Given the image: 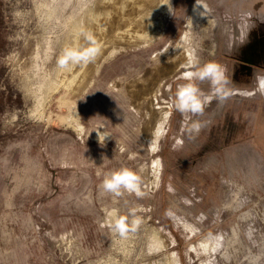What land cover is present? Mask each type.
<instances>
[{"label": "rangeland", "instance_id": "rangeland-1", "mask_svg": "<svg viewBox=\"0 0 264 264\" xmlns=\"http://www.w3.org/2000/svg\"><path fill=\"white\" fill-rule=\"evenodd\" d=\"M135 1L0 0V264H264V0ZM82 21L100 55L56 87ZM184 38L191 50L176 52ZM187 50L231 92L190 118L177 88L210 85L176 66ZM120 168L142 197L102 189ZM130 208L141 223L122 237L106 212L131 226Z\"/></svg>", "mask_w": 264, "mask_h": 264}, {"label": "clouds", "instance_id": "clouds-1", "mask_svg": "<svg viewBox=\"0 0 264 264\" xmlns=\"http://www.w3.org/2000/svg\"><path fill=\"white\" fill-rule=\"evenodd\" d=\"M79 35L83 37L86 43L77 47H65L57 59L58 69L71 70L72 66L87 65L93 63L100 55L101 48L92 33L81 31ZM183 48L191 50V41L188 38L182 39L180 46L175 50L178 52ZM187 66L195 69L186 74L187 79L208 81L210 94L203 93L194 83L180 85L175 93L174 107L181 114H184L186 118H190L187 114L202 115L205 106L213 98L222 102L230 97L231 92L227 87L229 81L220 65L209 62L201 66L193 51V54L188 58ZM259 90L264 93V79L259 82ZM200 127L199 123H194L190 131L198 132ZM98 135L99 139L102 135L103 139L107 136L103 132L98 133ZM140 184L141 178L135 171L128 168H120L105 174L101 187L105 192L115 196H120L123 192H127L135 194L137 197H142L144 194L140 190ZM137 211L138 209L135 208L129 209L128 214L133 217L131 226L129 225L128 216H120L116 210L107 211V224L120 236H126L130 231H136L141 223L139 219L135 218ZM101 226L103 227L104 225L102 224Z\"/></svg>", "mask_w": 264, "mask_h": 264}, {"label": "bare ground", "instance_id": "bare-ground-1", "mask_svg": "<svg viewBox=\"0 0 264 264\" xmlns=\"http://www.w3.org/2000/svg\"><path fill=\"white\" fill-rule=\"evenodd\" d=\"M122 1V3L124 2V3H126V1H128V0H121ZM132 1V0H131ZM153 0H142V2H143V10H145V8H149V7H147L148 5H146L147 4V2H152ZM101 2V1H100ZM130 2V1H129ZM136 2V4H137V0L135 1ZM141 2V1H140ZM116 3V2H115ZM133 3V2H132ZM129 4V3H128ZM149 4V3H148ZM164 4H165V1H164ZM167 7H168V11L169 12H171L172 10H173V2L172 1H168L167 3ZM120 5V4H119ZM123 5V4H122ZM121 5V6H122ZM126 5V4H125ZM134 6H135V3L133 4ZM133 5H131V6H133ZM138 5H139V1H138ZM146 6V7H145ZM200 6V5H199ZM199 6H198V4L197 5H195V7H194V9H195V11H197L198 9H199ZM129 7V6H128ZM141 7V6H140ZM135 8H137V7H135ZM139 8V7H138ZM146 9V11H148ZM201 9H203V8H201ZM205 9V8H204ZM132 10H135L134 8H132ZM140 11V10H139ZM138 11V12H139ZM131 12V11H130ZM129 12V13H130ZM207 12V11H206ZM133 13V12H132ZM131 13V14H132ZM204 13V12H203ZM106 14V13H105ZM134 15H135V13H133ZM137 14V13H136ZM140 14V13H139ZM118 15V14H117ZM125 15V14H124ZM128 15V14H127ZM133 15V16H134ZM141 15H142V13H141ZM119 16V15H118ZM129 16V15H128ZM138 16V15H137ZM194 16V15H193ZM130 17H132V15L130 16ZM135 17V16H134ZM143 17H145L144 15H143ZM142 17V18H143ZM130 19H132V18H130ZM135 19V18H134ZM141 19V18H140ZM133 20V19H132ZM143 20V19H142ZM146 20V19H145ZM158 20V19H157ZM135 21H138L139 22V20L137 19V20H135ZM161 21V20H160ZM160 21H159V23H160ZM137 22V23H138ZM141 23V22H140ZM156 23V22H155ZM163 23V22H162ZM133 24H135V23H133ZM115 26V25H114ZM155 27V26H154ZM87 28H88V23L87 22H81L79 25H77V28L75 29L76 30V33H77V40H76V43H75V47H77V46H80V45H83V43H84V39H83V37L81 36V35H79V33L81 32V31H87ZM134 29V28H133ZM144 30V29H143ZM102 31V30H101ZM93 32V31H92ZM182 41V40H181ZM69 43H70V46H68V47H72V41L71 40H69L68 41ZM185 49V48H184ZM177 52V51H176ZM191 52H189L188 50L184 53V54H182L183 56H181L180 57V59L178 58V63L176 64V66H178L179 64H184L185 66L188 64V60H185L186 59V56H190L189 54H190ZM177 55V54H176ZM176 60H177V58H176ZM26 63V62H25ZM89 66V65H88ZM181 66V65H180ZM79 67H80V65H77V66H72V68H71V70H60V69H58L57 70V73H56V80L53 78L52 80H49V81H51V83L52 84H55L56 85V87H58V84L59 85H61L60 83H65V84H67V83H69V82H71L72 83V81H74L73 79H72V72L75 70V68H76V70H79V71H82V72H84L83 70V65H81V70L79 69ZM86 67H87V65H86ZM165 67V66H164ZM173 67V66H172ZM187 67V66H186ZM90 68V67H89ZM88 68V69H89ZM178 68V67H177ZM87 71V70H86ZM159 71V70H158ZM53 72V71H52ZM88 72V71H87ZM51 73V72H50ZM85 73V72H84ZM92 73H93V71H92ZM83 74V73H82ZM87 73H85V74H83V75H86ZM53 75H54V73H53ZM53 75H51V77L53 76ZM92 75V74H91ZM88 76H90V74L88 75ZM83 77V76H82ZM87 77V76H86ZM78 78V77H77ZM79 79V78H78ZM77 83H78V81H76ZM76 84V83H75ZM83 84H84V82H83ZM68 86V85H67ZM145 86V85H144ZM146 87V86H145ZM156 87V86H155ZM152 88V87H151ZM79 89V88H78ZM141 89V88H140ZM147 91V90H146ZM149 92H151V91H149ZM157 92V91H156ZM155 92V93H156ZM132 93V92H131ZM144 93V92H143ZM148 94H150V93H148ZM138 95V94H137ZM140 95V94H139ZM145 95V94H144ZM154 95V94H153ZM136 96V95H135ZM142 96H143V94H142ZM150 96V95H149ZM156 97H158V94H156ZM49 98V97H48ZM151 98V97H150ZM152 99V98H151ZM157 99V98H156ZM145 100V99H144ZM149 101H151V100H149ZM159 102V101H158ZM156 108H157V111L155 112V114H156V118H158V123H159V125H158V127H160L159 128V130L158 131H156L157 132V134L154 136V134H155V132H153V135H152V139H153V141L154 142H152V144H154L153 146H156V143H157V141H158V139H159V137H160V131L162 130V131H164V129H165V123H166V121L168 120V116H169V108H170V104L169 103H167V104H164V105H160V104H158L157 106H156ZM157 128V127H156ZM100 132V131H99ZM102 132V131H101ZM157 147V146H156ZM156 147L154 148V149H156ZM236 233V232H235ZM237 235H238V233H236ZM236 238V237H235ZM212 239V238H211ZM210 238H206V239H204L202 242H201V246H203L204 248H205V250H209L210 248H211V246L213 245L212 244V240H211ZM264 247V246H263ZM227 258H229V257H227Z\"/></svg>", "mask_w": 264, "mask_h": 264}]
</instances>
